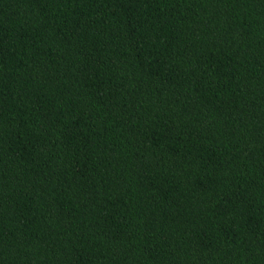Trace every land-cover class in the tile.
<instances>
[{
	"label": "trees",
	"instance_id": "obj_1",
	"mask_svg": "<svg viewBox=\"0 0 264 264\" xmlns=\"http://www.w3.org/2000/svg\"><path fill=\"white\" fill-rule=\"evenodd\" d=\"M0 264H264V0H0Z\"/></svg>",
	"mask_w": 264,
	"mask_h": 264
}]
</instances>
